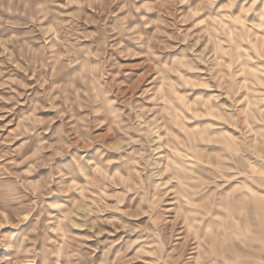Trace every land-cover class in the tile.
I'll return each instance as SVG.
<instances>
[{
  "label": "clouds",
  "instance_id": "1",
  "mask_svg": "<svg viewBox=\"0 0 264 264\" xmlns=\"http://www.w3.org/2000/svg\"><path fill=\"white\" fill-rule=\"evenodd\" d=\"M0 264H264V0H0Z\"/></svg>",
  "mask_w": 264,
  "mask_h": 264
}]
</instances>
